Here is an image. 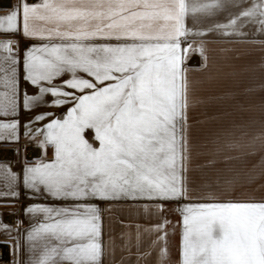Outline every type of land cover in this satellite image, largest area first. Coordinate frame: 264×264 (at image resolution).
Instances as JSON below:
<instances>
[{"label":"snow or ice","instance_id":"snow-or-ice-1","mask_svg":"<svg viewBox=\"0 0 264 264\" xmlns=\"http://www.w3.org/2000/svg\"><path fill=\"white\" fill-rule=\"evenodd\" d=\"M247 29L264 34V0H15L0 14V145L22 165L17 172L0 160V206H12L21 185L35 201L23 209L32 222L23 243L0 213L13 264H104L109 256L116 264L115 239L102 240V214L121 202L158 218L136 226L137 264L153 251L156 264H170L169 203L182 216L178 264H264V196L209 193L192 202L188 178L189 53L207 67L206 41L189 37H247ZM17 36L37 43L21 55ZM21 77L35 94L20 89ZM62 106L61 117L35 111ZM21 109L34 113L26 123ZM256 139L264 146V133ZM213 144L204 166L223 163L216 183L234 190L239 175L227 166L238 157L221 154L240 145ZM29 145L41 150L32 162ZM132 238L121 234V251ZM145 238L149 251L140 254Z\"/></svg>","mask_w":264,"mask_h":264},{"label":"crops","instance_id":"crops-1","mask_svg":"<svg viewBox=\"0 0 264 264\" xmlns=\"http://www.w3.org/2000/svg\"><path fill=\"white\" fill-rule=\"evenodd\" d=\"M10 1V0H8ZM15 0H11V4ZM10 7V6H9ZM0 10V14L6 11ZM207 25L204 24L203 27ZM249 35L247 37H241L242 44L245 46L244 52V62H243V102H242V118H243V128H242V152H241V181L236 184L235 188H240V192L237 195H231L228 190L226 192L223 189L225 187L218 186L216 183L217 177L214 180L215 188L220 189L212 193L222 200L232 199V198H245L251 196L252 198L259 199L264 196V146H262L261 141L257 140L256 137L264 133V34H257L253 29H247ZM19 40V47L21 55L25 50V46H31L37 43L35 40H25L21 36L15 37ZM21 41L23 46H21ZM246 46L248 50H252V53L247 54L246 57ZM67 78V77H65ZM20 89L27 90L29 94H35L37 89L35 86L30 85L23 81L22 77L20 79ZM250 93L252 94L250 97ZM47 100H51L50 96H46ZM67 110V106L62 107H52V108H38L35 111L41 112H53L56 116L61 117ZM34 115L33 112H28L25 110L20 111V120L22 123H26L28 118ZM91 132L88 133L89 138H91ZM195 153V152H192ZM227 154V153H226ZM52 149L48 150V157L51 158ZM195 156V155H194ZM192 155L191 164L189 166L188 178H189V188L190 194L191 190L196 188L195 183L190 179L192 169L195 168L201 162ZM19 156L15 154V158L12 161H16ZM255 166V168H253ZM22 167L21 163L18 164L17 171H20ZM250 170H252L250 172ZM248 175H255L257 179L253 182H247ZM20 197L18 200L10 202L12 206H0V213L2 211H8L6 215L13 214L14 221L10 225L13 226L12 236L17 237L23 243L25 241L26 232L30 223H32L27 216H25L23 209L26 205L34 203L35 201L27 198V193L23 189L22 185L19 187ZM192 202H200V196L191 195ZM45 203H52V201H44ZM102 208H106L107 205H101ZM128 207L130 210L142 214V208L140 205H133L130 203H119L113 205V211H104L102 219V240L105 245L109 243V239L114 238L116 243L115 252V262L119 264L121 257L123 256L124 264H137V249L135 244L131 243L130 250L121 251L122 240L121 236V224H122V208ZM176 205L174 203H169L167 205L168 211L165 213L167 219L172 221L171 218L175 216L176 225L168 228V250L170 253V264H178L179 248L182 233V216L176 211ZM144 214V213H143ZM11 217V218H12ZM17 221H21L19 224L20 233H16L15 228L17 226ZM142 228L151 226L149 224L138 223ZM145 243H142L140 247V254L149 251L147 238H145ZM13 240H10L8 236L0 231V264H13L14 259H16L13 252ZM27 258V253H25V259ZM157 253L152 252L147 261H140V264H156ZM104 264H113L112 257H105Z\"/></svg>","mask_w":264,"mask_h":264},{"label":"rangeland","instance_id":"rangeland-1","mask_svg":"<svg viewBox=\"0 0 264 264\" xmlns=\"http://www.w3.org/2000/svg\"><path fill=\"white\" fill-rule=\"evenodd\" d=\"M186 26L192 27L190 19L186 21ZM201 39L206 41L207 67L203 66L204 61L199 54L193 55L191 52L185 67L188 69V78L192 85L188 109L189 138L192 152H195L192 155H195L194 157L201 162L191 172L192 177L190 179L193 180L196 186L191 190V195L203 197L209 193H215L217 190L220 191V189L215 188L214 180L221 175L218 170L226 167L223 163H218L215 167L204 166L207 159L211 158V154L216 147L213 141L217 138H219L221 144L230 141L240 145V147L226 153L238 157L230 161L227 167L232 169L228 173L229 175H239L237 184L241 181L240 155L242 152L243 59L245 46L242 44L241 37L235 36L222 37L212 34L204 38L189 37V40L195 41V44H199ZM21 46H23L22 41ZM248 52L252 53V50L249 51L248 46H246V57ZM251 95L250 93V97ZM226 153H222L221 157ZM4 162H10L13 170L17 171L18 164L21 163V157L19 156L16 161ZM226 190L231 195H237L240 192V188H234V190L223 189L224 192ZM1 213L4 223L11 224L7 220L8 215L6 214L8 211H2ZM121 219V234L131 233L133 236L131 243L135 244L134 234L138 223L152 225L157 222L158 218H149L143 213L140 214L128 207H123ZM176 219L175 216L171 218V227L176 225ZM145 240L143 243H145Z\"/></svg>","mask_w":264,"mask_h":264},{"label":"built area","instance_id":"built-area-1","mask_svg":"<svg viewBox=\"0 0 264 264\" xmlns=\"http://www.w3.org/2000/svg\"><path fill=\"white\" fill-rule=\"evenodd\" d=\"M29 2H36V0H29ZM11 5V0H0V10H4L6 8H9ZM23 142V141H22ZM41 157V150L39 148H36L32 145H29L27 150V159L28 161L36 160ZM15 158V153L12 150V147L1 145L0 146V160L3 161H12ZM13 214H10L7 216V220L10 223H13L14 218L12 217ZM12 217V218H11Z\"/></svg>","mask_w":264,"mask_h":264},{"label":"bare ground","instance_id":"bare-ground-1","mask_svg":"<svg viewBox=\"0 0 264 264\" xmlns=\"http://www.w3.org/2000/svg\"><path fill=\"white\" fill-rule=\"evenodd\" d=\"M8 1V0H7Z\"/></svg>","mask_w":264,"mask_h":264}]
</instances>
